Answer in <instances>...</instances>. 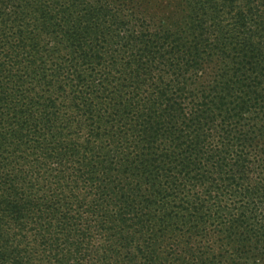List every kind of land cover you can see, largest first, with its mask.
Returning a JSON list of instances; mask_svg holds the SVG:
<instances>
[{"label":"trees","instance_id":"16d2710c","mask_svg":"<svg viewBox=\"0 0 264 264\" xmlns=\"http://www.w3.org/2000/svg\"><path fill=\"white\" fill-rule=\"evenodd\" d=\"M163 1L0 0V264H264V0Z\"/></svg>","mask_w":264,"mask_h":264},{"label":"rangeland","instance_id":"374dc122","mask_svg":"<svg viewBox=\"0 0 264 264\" xmlns=\"http://www.w3.org/2000/svg\"><path fill=\"white\" fill-rule=\"evenodd\" d=\"M162 1H163V0H162ZM162 3L165 4V3H166V0H164ZM102 240H103V238H102ZM112 241H115V239L113 238ZM99 243H100V242H99ZM116 244H117V243H116ZM107 245H108V248H109V247H110V244L107 243ZM108 248H107V249H108ZM96 264H107V263H106L105 261H102L101 259H99L98 262H97Z\"/></svg>","mask_w":264,"mask_h":264}]
</instances>
